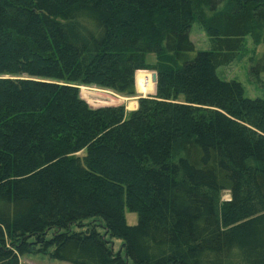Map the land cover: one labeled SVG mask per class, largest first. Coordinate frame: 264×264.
I'll list each match as a JSON object with an SVG mask.
<instances>
[{
    "label": "trees",
    "instance_id": "16d2710c",
    "mask_svg": "<svg viewBox=\"0 0 264 264\" xmlns=\"http://www.w3.org/2000/svg\"><path fill=\"white\" fill-rule=\"evenodd\" d=\"M246 37L264 0H0V264H264V99L216 74Z\"/></svg>",
    "mask_w": 264,
    "mask_h": 264
},
{
    "label": "rangeland",
    "instance_id": "374dc122",
    "mask_svg": "<svg viewBox=\"0 0 264 264\" xmlns=\"http://www.w3.org/2000/svg\"><path fill=\"white\" fill-rule=\"evenodd\" d=\"M190 40L195 46L196 51H207L210 49V43L204 32L202 31L198 22H194L190 30ZM264 54V46L255 47L250 38H244L241 50L236 54L235 59L227 66L219 67L216 74L219 79L223 81H236L241 84L244 96L249 99H264V73H253L251 68H255L257 61ZM150 63H153V57L148 58ZM149 74L153 73L147 71ZM136 74V73H135ZM135 83V75H134ZM141 85V84H140ZM143 86H139L141 95L136 91L134 97H123L111 92L109 90L100 89L94 86L79 87L80 97L92 109H101L109 107H124L126 113L134 112L138 108V98L147 97L155 94L150 89L143 91ZM151 94V95H150ZM230 196L228 193H222L219 196V205L223 202H228ZM124 217L128 226H134L137 223V216L124 211ZM113 250L120 251L121 242L113 241ZM19 264H67L51 260L46 256L30 255L19 259Z\"/></svg>",
    "mask_w": 264,
    "mask_h": 264
},
{
    "label": "water",
    "instance_id": "95a60500",
    "mask_svg": "<svg viewBox=\"0 0 264 264\" xmlns=\"http://www.w3.org/2000/svg\"><path fill=\"white\" fill-rule=\"evenodd\" d=\"M151 81L152 83L154 84V86H156V83H157V75L156 73H151ZM140 98H143V97H140ZM139 99V98H138Z\"/></svg>",
    "mask_w": 264,
    "mask_h": 264
},
{
    "label": "bare ground",
    "instance_id": "6f19581e",
    "mask_svg": "<svg viewBox=\"0 0 264 264\" xmlns=\"http://www.w3.org/2000/svg\"><path fill=\"white\" fill-rule=\"evenodd\" d=\"M150 78H151V73H150ZM152 82V81H151ZM155 87V86H154ZM155 90V89H154ZM151 95V94H150ZM144 97V96H143Z\"/></svg>",
    "mask_w": 264,
    "mask_h": 264
}]
</instances>
